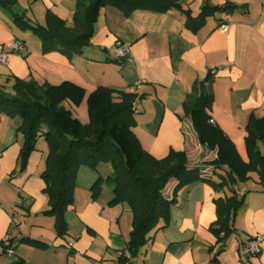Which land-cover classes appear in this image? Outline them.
I'll return each mask as SVG.
<instances>
[{
    "label": "crops",
    "instance_id": "1",
    "mask_svg": "<svg viewBox=\"0 0 264 264\" xmlns=\"http://www.w3.org/2000/svg\"><path fill=\"white\" fill-rule=\"evenodd\" d=\"M176 1L190 11L193 20L205 6L229 3L234 9L207 18L200 29L192 31L187 16L175 10L162 14L136 10L125 16L117 8L105 7L90 45L71 59L58 52L41 54L39 44L25 40L26 32L0 9V52L7 57V63L0 65V86L9 90L11 85L4 80L15 76L39 84L69 81L84 88L87 95L97 87L134 93L132 131L144 151L158 160L170 151L185 152L190 169L209 167V180L218 184L226 169L214 173L209 163L216 152L201 145L183 105L193 86L212 74L211 120L233 142L241 159L248 161L246 125L251 117H264V0ZM76 4L77 0H17L14 12L41 26L51 12L72 26ZM222 25L228 26L226 32L220 30ZM13 42L20 44L19 52L9 49ZM117 44L129 46L122 60L114 57ZM65 106L82 123L88 122L86 102L78 111ZM21 124L19 116L0 109V241L6 237L12 241L14 263L117 264L118 253L128 247L132 213L126 205H108L113 194L106 183L96 200L91 195L96 181L111 175L110 164L101 163L95 170L79 168L74 204L65 214L68 232L64 239L57 238L54 219L43 214L49 208L42 179L48 147L39 137L25 171L19 172ZM258 150L264 156V142ZM250 176L246 183L218 191L208 182L181 189L171 206L169 223L160 221L149 233L132 264H264V244L257 257L245 250L248 240L264 233V192L257 175ZM177 184L173 179L165 187L168 200ZM233 192L243 198V206L221 251L210 231L216 221L214 202ZM22 238L43 242L47 248H33L21 243ZM0 264L7 263L0 258Z\"/></svg>",
    "mask_w": 264,
    "mask_h": 264
},
{
    "label": "trees",
    "instance_id": "2",
    "mask_svg": "<svg viewBox=\"0 0 264 264\" xmlns=\"http://www.w3.org/2000/svg\"><path fill=\"white\" fill-rule=\"evenodd\" d=\"M16 5L17 0H0V9L10 14L18 29L31 31L38 37L43 54L58 52L69 59L81 55L83 49L90 45L99 13L105 7L117 8L125 16L136 10L161 14L175 10L187 16V27L192 31L200 29L207 18L234 9L229 3L216 8L205 6L198 19L193 20L190 11L184 10L176 0H77L72 26L51 12H47L45 24L41 26L31 24L24 14H16ZM212 81L213 75L209 74L205 81L193 86L183 111L201 145L216 152L215 160L209 163L215 168L212 169L214 173L226 169L218 184L209 180V167L190 169L185 152L170 151L165 158L158 160L144 151L132 131L137 99L134 93L97 87L87 95L84 88L69 81L50 85L18 78L13 79L9 90L0 86V109L9 110L22 120L18 129L23 137L19 172L25 171L37 139L42 137L47 144L48 155L42 179L49 208L43 214L54 219L57 238L64 239L67 235L65 214L74 204L75 182L82 166L95 170L101 163L110 164L111 175L105 181L97 180L91 188V195L96 200L102 184L106 183L113 194L108 205H126L130 209L132 231L127 249L133 259L147 244L149 233L159 222L169 223L171 206L181 189L197 182H208L218 191L246 183L251 174H256L264 192V156L258 150V144L264 142V117H251L246 125L244 141L248 161L244 162L233 142L213 124L209 115L214 100ZM84 102L87 123H82L65 106L77 108ZM173 179L178 184L172 200H168L163 191ZM243 201L233 192L231 196L214 202L216 221L210 231L221 245V251L233 234V219L242 208ZM21 243L40 250L47 248V244L29 238H22Z\"/></svg>",
    "mask_w": 264,
    "mask_h": 264
},
{
    "label": "built area",
    "instance_id": "3",
    "mask_svg": "<svg viewBox=\"0 0 264 264\" xmlns=\"http://www.w3.org/2000/svg\"><path fill=\"white\" fill-rule=\"evenodd\" d=\"M228 29L227 25H222L220 30L226 32ZM9 49L13 52H19L21 50L20 44L13 42ZM129 54V46L125 44H117L114 49V57L117 60L124 59ZM7 63L6 54L0 52V65ZM264 244V233L257 234L246 243V253L251 257H257L260 253V247ZM12 241L6 237L0 241V249L2 248L6 255L14 256V249L12 247ZM68 247L71 248L72 245L68 244ZM133 258L129 253L128 249L118 253V263L117 264H132Z\"/></svg>",
    "mask_w": 264,
    "mask_h": 264
},
{
    "label": "rangeland",
    "instance_id": "4",
    "mask_svg": "<svg viewBox=\"0 0 264 264\" xmlns=\"http://www.w3.org/2000/svg\"><path fill=\"white\" fill-rule=\"evenodd\" d=\"M23 36H26V37H24V39L25 40H28V41H32V42H34V44H39V50H40V53L41 54H43L42 53V45H41V43H38V42H40V40L38 39V37L35 35V34H33L31 31H28V32H26ZM36 41V42H35ZM14 78H17V77H12V76H10V77H7L5 80H4V83L5 84H8V83H10V85L12 86L13 85V79ZM19 79V78H18ZM22 80V79H21ZM87 107V106H86ZM79 108L80 107H77V108H74L75 109V111H78L79 110ZM80 113V112H79ZM86 113V112H85ZM43 142H44V139L42 140ZM103 181H105V180H103ZM13 247V246H12ZM15 247H13V249H14ZM0 258H1V262L2 263H7V264H13L14 263V261H16L17 260V257L16 256H8V255H6L5 254V252H4V250L1 248L0 249Z\"/></svg>",
    "mask_w": 264,
    "mask_h": 264
}]
</instances>
